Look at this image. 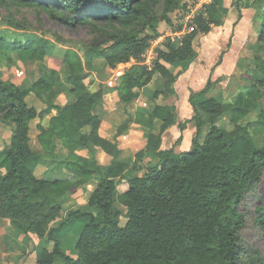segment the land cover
Masks as SVG:
<instances>
[{"label": "trees", "instance_id": "1", "mask_svg": "<svg viewBox=\"0 0 264 264\" xmlns=\"http://www.w3.org/2000/svg\"><path fill=\"white\" fill-rule=\"evenodd\" d=\"M232 4L239 10L238 19L243 9L256 10L255 27L264 48V0ZM182 6L183 0H0V12H5L0 14V64L12 63L15 53L21 62H44L52 55L55 44L30 28L29 14L40 26L45 16L69 27L86 26L91 34L81 45L82 53L67 49L60 68L47 70L29 86L0 79V121L12 132L10 144L0 152V219L19 230L17 235L45 241L37 264H264L262 252L244 243L247 220L241 207L264 176V112L252 118L264 97V79L231 101L208 97L209 80L189 96L193 116L178 121L175 83L198 57L197 37L222 25L226 17L222 0L204 4L191 21L178 26L182 36L166 37L154 48L151 65L146 64L144 54L163 33L159 24L172 25L171 14ZM97 59L110 69L135 62L111 86L100 83L93 90L95 80L89 77ZM256 67L264 72V59ZM155 80L160 82L152 97L165 102L137 108L122 121L116 137L130 123L147 134L135 160H121L122 141L100 133L105 112L99 105L108 91L130 104ZM58 91L73 101L57 104ZM32 93L46 105L43 109L29 104ZM54 111L47 126L38 124L41 150L36 151L30 144V122ZM157 122L159 132L153 129ZM177 123L180 132L190 123L196 131L190 149L174 155L173 148L161 145L163 134ZM58 142L64 152L58 151ZM80 148L91 154H79ZM100 150L112 157L109 164L100 162ZM145 157L158 161L145 165ZM39 164L55 175L37 176ZM96 175L100 179L88 209L71 208L63 216L70 192ZM123 183L127 187L120 191ZM257 213L264 232L263 208ZM58 218L63 219L56 224ZM78 220L82 224L69 239L68 251L63 234Z\"/></svg>", "mask_w": 264, "mask_h": 264}, {"label": "rangeland", "instance_id": "2", "mask_svg": "<svg viewBox=\"0 0 264 264\" xmlns=\"http://www.w3.org/2000/svg\"><path fill=\"white\" fill-rule=\"evenodd\" d=\"M208 0H183V5L176 12L171 14L173 24L170 25L167 22H161L159 24L160 30L163 32L162 36L152 41L151 49L146 52L144 60L150 65L152 62V49L158 46L166 36L172 35L175 40L179 39V36L174 34L178 26L182 23L187 24L186 16L190 13L188 5L194 8V12L199 13L203 7L201 4ZM233 0H222V7L226 12V17L222 25L213 28L208 34H200L195 40V47L198 51V57L190 63L187 70L179 77L175 83L177 91V115L178 121H182L186 118H191L194 114L193 109L189 103V96L192 91H200L203 89L210 80L211 85L207 96L217 97L223 101H231L240 92L247 90L249 86L257 82L260 79H264V72L259 70L256 66L264 59V48L261 47L258 41V31L255 27L257 21L256 10L253 8L243 9L242 17H239L238 8L232 4ZM5 14L1 11L0 14ZM19 17H22L20 15ZM28 23H31L30 28L37 29L47 39L51 40L55 44V48L51 56H48L44 62L29 61L21 62L16 53L13 54L12 63L1 62L0 64V79L13 80L19 86L26 87L43 76L47 70L58 69L62 66V58L67 49L73 48L83 52L81 45L91 38L89 28L86 26L69 27L59 22H54L43 16L42 25L37 22L34 14L26 16ZM237 22L236 25L234 23ZM1 27H4L0 24ZM221 58V60H220ZM95 71L89 79L95 80V83L91 86L93 90L98 89L100 83L108 84L109 86L117 80L124 70L131 66L135 60L132 59L128 64H120L116 69L103 66L101 59L95 60ZM159 80H155L146 89L140 91L139 99L133 101L130 104H124L120 102L118 96L108 94L105 97V103L103 108L118 109L117 112L120 115H116L118 125L121 122L120 119L130 118L134 115L137 108L143 107L151 109L156 103H164L165 98L153 99L152 92L159 84ZM264 92V86H260ZM65 94V98L70 96L63 92H57L55 102L60 104L65 103V100H60L59 95ZM28 102L31 105H35L38 110L46 106L40 99H38L33 93L29 95ZM264 112V97H262L258 103V107L254 110L252 118H255L257 114ZM37 118L32 124V136L38 132V124L40 123ZM129 126V125H128ZM127 126V128H128ZM126 129V128H125ZM154 131L159 132V123L154 126ZM124 130H122L123 132ZM196 128L193 123L188 125V128L183 132H180L178 123L169 128L165 134H163V141L161 148L170 149L173 148L174 155L179 154L182 151L188 150L191 147L192 138L195 134ZM147 129L141 126H134L128 131L126 137L129 146L123 149L119 158L121 160L132 163L135 160L137 152H139L145 143V135ZM11 128L9 125L0 121V152L4 150L5 145L10 140ZM180 136H183L181 141H177ZM256 142L261 144L262 137H255ZM177 142L178 144L174 143ZM64 152V151H63ZM112 157L105 152L103 156L100 155V162L102 164H109ZM158 161L157 158L145 157L142 161L143 164H154ZM40 170V169H39ZM68 175V170L62 169ZM47 176H53V171H47ZM100 176L96 175L85 187L76 189L70 192L68 201L65 203L63 216L66 215L69 209H88V200L91 190L98 183ZM127 187V184L123 183L119 186V190H123ZM117 207L123 211L126 208L117 203ZM242 211L246 215V225L242 230V236L244 243L247 246L258 248L264 256V232L257 222V209L262 207L264 210V176L261 182L256 186L252 193L245 199L242 204ZM66 217V216H65ZM63 218H58L56 224ZM125 218L121 219V223L124 224ZM10 224L7 220L0 219V254L5 252H11L10 247L15 248V244L11 243L15 235L20 231L13 228L10 224V228L6 226ZM82 224L81 220L70 227L68 231L63 234L65 239L64 247L71 251L70 241L77 236L78 228ZM6 226V228H5ZM10 235H9V233ZM16 232V233H15ZM3 234V235H2ZM13 236V237H12ZM32 246H35V241L38 239L33 235ZM33 250L30 251L31 254ZM35 252V251H34ZM25 254L24 256H27ZM36 257V252L34 253ZM2 257V256H1ZM27 257L20 259L18 264H34L28 260ZM37 264V263H36Z\"/></svg>", "mask_w": 264, "mask_h": 264}, {"label": "crops", "instance_id": "3", "mask_svg": "<svg viewBox=\"0 0 264 264\" xmlns=\"http://www.w3.org/2000/svg\"><path fill=\"white\" fill-rule=\"evenodd\" d=\"M111 70H113V69H111ZM108 94H113L114 96L115 95L118 96V93L117 92L108 91L105 94V96H104L103 102L99 105V109L101 111H104L105 112V116H104V119H103L102 124H101V127H100V133H101L102 136H104L107 139H110L112 141H115V139L122 141V145L121 146H122V152H123V149L125 147H128L129 146L128 141L126 139V137L129 136L128 135V131L132 127H134V126H140V125H137L135 123H130L129 126H128V128L124 129V131L122 132V134H120L118 137H116V133H117L118 127L122 123L123 119H120L121 122L118 125L117 117H116V115H120V113L117 112L118 109L103 108L104 107V104L103 103H105L104 102L105 101V97ZM65 97H66L65 94L59 95L58 98H57V100L58 99H60V100H63L64 99L65 100V103L60 104L58 101L56 103L59 104V105H64L66 103H70V102L73 101V98L72 97H69V98L68 97L65 98ZM44 107H42L41 109H43ZM55 113H56V111L52 112L50 115L45 116L44 118H39L38 117L39 118L38 121L40 123H42V125L47 126L48 125V122H49V119ZM36 119H34V120H32L30 122V144H31V147L34 150L40 151L41 150V146H40V143L38 141V134L40 133L39 129H38V132L34 135V137L32 136V124H33V122ZM11 133H10V140L5 145V147H7L10 144V142H11ZM58 151H61V152L65 151L60 142H58ZM103 152L104 151H101L100 150L97 153L99 159H100V155L103 156ZM78 153L81 154V155H85V156H89L91 154V152L88 149H86V148H80V149H78ZM3 171H4L3 169H0V173H2ZM47 171H48V167L46 165H44V164H39L36 167V169H35V173H36L37 176H41L44 173H48ZM96 186H97V184L95 185V187ZM95 187L93 188V190L95 189ZM93 190H91V192ZM6 226H8V228L11 227L10 224H6ZM6 226H5V228H6ZM9 235H10V233H9ZM32 239H34L33 235H25V234L17 235V236H14L12 239H10V240H12L11 243L15 244V248H12V247H10V248H11L12 251L14 249L15 250H14L13 254H10L11 253L10 251L9 252H5L4 254H0V264H18V261H20V259H24V257H27V256H28V258H27L28 260H30L34 264H36L37 263L38 252L40 250V247L42 245H45V241L44 240L37 239L35 241V246H32V244H30L32 242ZM31 250H33V252L31 254H28V253H30ZM34 251L36 252V257H35V254H34L35 252ZM25 254H28V255L27 256H24Z\"/></svg>", "mask_w": 264, "mask_h": 264}, {"label": "built area", "instance_id": "4", "mask_svg": "<svg viewBox=\"0 0 264 264\" xmlns=\"http://www.w3.org/2000/svg\"><path fill=\"white\" fill-rule=\"evenodd\" d=\"M211 0H208V1H204L202 4H201V7H203L204 6V4H206V3H208V2H210ZM188 9H189V11H190V13H188L187 14V16H186V22H189V21H191L193 18H194V16L196 15V13L194 12V8H192V6L191 5H188ZM184 32H178V31H175L174 32V34H176V35H178L179 36V38L182 36V34H183ZM163 35V34H162ZM161 35V36H162ZM160 36V37H161ZM166 37H168V36H166ZM165 37V38H166ZM169 37H171L172 39H174V37L172 36V35H169ZM159 38V37H158ZM151 49V48H150ZM149 49V50H150ZM148 50V51H149ZM147 51V52H148ZM153 51H154V48L152 49V58H153ZM146 54V53H145ZM145 54H144V56H145ZM143 56V57H144ZM144 62L146 63V64H148V62H146V60H144ZM120 65V64H119ZM149 65V64H148ZM151 65V64H150Z\"/></svg>", "mask_w": 264, "mask_h": 264}]
</instances>
